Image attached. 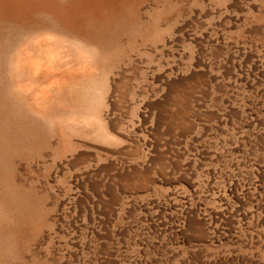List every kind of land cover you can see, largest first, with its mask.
Returning <instances> with one entry per match:
<instances>
[{"label":"rangeland","instance_id":"rangeland-1","mask_svg":"<svg viewBox=\"0 0 264 264\" xmlns=\"http://www.w3.org/2000/svg\"><path fill=\"white\" fill-rule=\"evenodd\" d=\"M0 264H264V0H0Z\"/></svg>","mask_w":264,"mask_h":264}]
</instances>
